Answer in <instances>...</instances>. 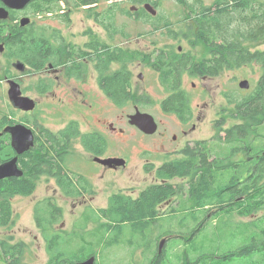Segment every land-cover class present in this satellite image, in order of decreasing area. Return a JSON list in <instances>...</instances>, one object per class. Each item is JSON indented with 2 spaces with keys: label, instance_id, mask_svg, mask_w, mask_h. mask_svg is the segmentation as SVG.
<instances>
[{
  "label": "rangeland",
  "instance_id": "1",
  "mask_svg": "<svg viewBox=\"0 0 264 264\" xmlns=\"http://www.w3.org/2000/svg\"><path fill=\"white\" fill-rule=\"evenodd\" d=\"M35 1L32 0L24 8L15 10L21 14L25 10L26 16L23 15L24 17L18 19L27 18L29 23L25 27L34 31L45 28V32L42 33L50 38L53 44L61 45L66 52L70 51L69 49L73 51L80 49L86 53L85 45L93 40V36L94 41L103 42L112 50L122 48L124 51H135L142 55L152 54L157 47L164 46H172L170 49L176 52L177 49L178 52L189 50L195 60H198L204 52L199 43L192 46L184 39L180 32V24L172 27L176 34V40H173L167 37L165 30L155 31L152 28L153 19L144 16L143 18L127 16V13L129 15L130 12L141 10L153 18L157 14L170 16L171 18L168 19L176 22L179 18H187L185 13H188L177 0H160L159 8L156 9L148 3L142 6L144 2H148L147 0H140L137 4L127 0H89V2L57 0L46 4L45 0L41 5L43 10H40L45 14L37 13L38 11L30 6ZM193 1L187 0L189 4ZM200 1L203 6L208 7L213 5L214 0ZM29 6L30 8L27 9ZM0 7H2L1 3ZM90 10L98 13L99 18L89 17L88 15L92 14L89 13ZM19 20L17 24L14 23L18 27H20ZM101 23L114 29L113 40L107 28ZM121 31L122 33H119ZM58 37L60 42L56 43ZM0 45L3 47V52L0 53V118L7 115V120L12 123L5 125L0 131V137L3 135L8 137L7 140L3 136L5 140L3 147L6 146V149L1 152L0 164L16 157V168L22 175L15 178H21L24 174L19 158L35 148L36 136L41 131L39 127L56 135L65 130L72 121L77 122L81 134L98 132L105 137L107 147L101 159L114 156L126 160L125 168H103L94 163V157L85 151L77 138L71 143L69 152L71 157L66 161L65 167L72 181L82 176L93 184V189L96 191L93 197L87 194L84 197L81 195L65 197L60 193L54 178L42 175L34 180L35 189L32 195L12 198L13 222L7 227H0V241L12 238L11 243H23L26 246L24 263L49 264L47 239L57 235L59 240L52 245L51 252L54 254L63 251L62 256L58 258L65 260L64 264H78L90 257L95 258L94 264H150L157 253V241L162 237L157 238V236L167 231L173 232L169 234L172 238L162 246L165 255L158 264L193 262L201 255H205L201 264H247L254 260L253 254L222 262L216 259L217 255L235 249L244 240L238 230L243 225L253 223V214L247 217L240 216L236 212L230 217L214 214L191 238L190 229L198 225L190 223L189 219L184 224H179L180 218L186 217L187 214L182 210L181 203L177 206L179 197L174 196L169 202L159 206L158 220L151 232L150 229L145 231V236L147 232L150 234L143 240L139 235L132 233L129 224L121 225V234L117 228L106 229V220L100 215L99 210L107 208L108 198L114 194L122 193L136 199L146 188L158 184L160 181L155 178V171L167 154H176L173 151H180L191 142L200 141L210 145L216 143V140L224 135L223 130L220 131L215 126L217 120L222 123L221 128L227 129L238 123V120H232L233 110L227 105V96L236 97L249 93L259 78V65L253 63L226 70L214 78L185 74L180 85L190 97L191 111L194 112L195 117H199L192 121L196 124L193 130L190 123L182 124L174 115L162 111L160 102L168 93L159 81L158 72L143 61L135 60L128 64L132 93L137 102L131 101L118 107L108 99L109 97L104 96L101 86L98 85V73L92 62L88 64L89 61L86 60L80 63L82 70L78 79L68 77L65 69L34 72L25 65V71L20 72L14 64L21 61L16 58H6L5 44ZM246 47L250 51L264 52V39L246 44ZM74 58L77 60V57ZM66 64L70 65L68 61ZM118 68V64H112L108 73ZM44 80H52L54 86L50 93L41 95L35 90V84ZM243 80L249 82L248 90L238 87ZM8 81L18 83L22 96L35 102L33 111L24 112L11 105L7 96ZM135 107L154 118L158 126L154 135L144 136L128 124V116L135 112ZM16 125L26 127L33 134L32 146L22 155L16 154L15 148L11 145V136L5 132ZM41 140L44 142L43 137ZM230 176L229 172L218 175L222 183ZM171 183L176 187L187 186L185 179L176 178ZM45 201L59 208L61 214L43 231L35 221V210L37 207H42ZM171 208L173 212L169 213ZM262 214L264 211L258 216ZM174 233L181 238H174ZM169 235H165V238H169ZM187 239L188 242H185ZM116 241L118 242L114 243ZM109 242H113V245Z\"/></svg>",
  "mask_w": 264,
  "mask_h": 264
},
{
  "label": "trees",
  "instance_id": "2",
  "mask_svg": "<svg viewBox=\"0 0 264 264\" xmlns=\"http://www.w3.org/2000/svg\"><path fill=\"white\" fill-rule=\"evenodd\" d=\"M53 1L57 0H46V4ZM40 2L41 0L35 1V11L41 10L45 0L39 5ZM177 2L187 10V18H179L176 22L168 18H151L152 28L155 31L165 30L168 38L176 40L172 27L180 24L184 39L192 46L199 43L203 48L204 52L198 60L193 58L189 50L178 52L177 49L176 52L171 50L172 46L157 47L152 54L146 55L124 51L122 48L112 50L107 44L94 41V36L93 40L85 45L86 53L80 49H69L70 51L66 52L61 45L51 43L50 38L42 33L45 28L36 31L32 28H20L14 24V18L0 21V44H5L6 58H16L34 72L42 71L47 64L59 66L62 61H68L70 65L65 68L66 75L78 77L82 70L80 63L85 60L92 62L98 73L97 82L118 107L131 101L137 102L132 93L128 64L135 60L143 61L158 72L159 81L169 94L161 101L163 111L175 114L184 122L191 116L190 98L180 85L185 74L213 78L226 70L253 63L259 65V78L249 93L236 97L227 96V105L237 115L233 116L240 120L239 124L227 129L221 128L220 122L218 129H222L224 135L216 140V143L210 145L195 142L194 146L187 145L188 149L184 151L182 158L167 157L155 171L160 183L146 188L136 199L122 193L114 194L108 198L107 208L99 210V213L106 220V229L117 228L121 234V225L129 224L132 233L139 235L143 240L150 234L147 232L145 236V231L150 229L151 232L158 220L159 206L169 202L174 196L179 197L177 206L181 203L182 210L187 214L186 217L180 218L179 224H184L189 219L190 223L198 225L190 229L191 238L214 214L219 213L226 217L235 212L245 217L253 214V223L243 225L238 230L244 240L235 249L217 255L216 259L222 262L253 254L254 260L247 264H264V214L258 216L264 211V52L250 51L246 47V44L264 39V1L214 0L213 5L208 7L203 6L200 0H194L190 4L187 0ZM93 12L90 10L89 13L92 14L88 16L99 18V14ZM106 28L113 40L114 29ZM112 64H118L119 68L108 73ZM52 85V80L38 81L35 90L43 94L49 91ZM7 124H12L7 120V115L1 117L0 131ZM39 129L41 133L36 136L35 148L19 158L20 166L24 170L23 176L0 180V227H7L13 222L12 198L32 195L35 189L34 180L42 175L54 178L65 197H78L81 195L79 190L89 196L94 194L93 185L89 180L78 176L76 181H72L65 166L71 157L69 152L73 140L79 138L86 152L101 156L107 147L105 137L98 132L81 134L75 121L70 122L65 130L56 135L43 130L42 127ZM3 136L0 137V155L6 149V146L3 147ZM6 138L8 140V137ZM222 172L231 174L224 183L218 177ZM176 178L187 180V186L184 188L183 185H173L171 181ZM170 210L168 212L172 213L173 209ZM60 214L59 208L45 201L42 207L36 208L35 221L39 228L45 231L44 228L51 226ZM171 233L173 232L160 233L157 238H165V235ZM174 236L181 238L176 233ZM170 238L171 235L166 243ZM58 240L57 235L47 239L49 264L65 263V260L58 258L62 256L63 251L54 254L51 252L52 245ZM11 241L12 238L0 241V262L26 264L23 262L26 246ZM185 242H188V239ZM109 244L113 245V242ZM161 251L162 256L158 257L155 253L150 264L162 261L165 249ZM204 256L183 264H201Z\"/></svg>",
  "mask_w": 264,
  "mask_h": 264
},
{
  "label": "water",
  "instance_id": "3",
  "mask_svg": "<svg viewBox=\"0 0 264 264\" xmlns=\"http://www.w3.org/2000/svg\"><path fill=\"white\" fill-rule=\"evenodd\" d=\"M32 0H0L2 7H0V21L6 20L8 18V10H19L24 8ZM29 23L27 18L19 20V26L25 27ZM181 49L179 48V51ZM3 52V47L0 45V53ZM14 67L23 72L25 70V65L23 62H17ZM142 78V76H140ZM9 89L7 91V96L11 105L18 110L28 112L33 111L35 108V102L22 96L20 86L14 81H8ZM238 87L243 90H248L250 84L247 80H243L238 84ZM128 124L134 126L141 133L145 135H153L157 130V124L154 119L144 113H140L138 108L135 107V112L128 116ZM11 136V145L15 148L17 155H22L27 152L33 144V134L31 130L23 127L21 125H16L5 130ZM94 161L108 168L123 167L124 160L118 158H108L101 159L95 157ZM17 158H13L3 164H0V180L11 177H19L22 175L20 171L16 168ZM163 242L159 244V251L162 249ZM161 252V251H160ZM159 252V254H160ZM95 258L90 257L86 261L78 264H94Z\"/></svg>",
  "mask_w": 264,
  "mask_h": 264
},
{
  "label": "flooded vegetation",
  "instance_id": "4",
  "mask_svg": "<svg viewBox=\"0 0 264 264\" xmlns=\"http://www.w3.org/2000/svg\"><path fill=\"white\" fill-rule=\"evenodd\" d=\"M42 1H44V0H41V2L39 3V5L40 4H42L43 2ZM128 2H133V3H135V4H137L140 0H127ZM148 2H144L143 4H142V6L143 5H147V3H148V5H150V6H153L155 9L156 8H159V0H147ZM151 2V3H150ZM35 4V2H33V3H31L30 4V6L32 7L33 5ZM30 6L27 8V9H29L30 8ZM26 9V10H27ZM40 9L41 10H43L41 7H40ZM139 12H141V10H136V11H134V13H132V12H130L129 13V15H128V13H127V16H129V17H132V18H139V17H141V18H143L142 16H144L145 18L147 17V18H153L152 16H150V15H147L144 11L143 12H141V13H139ZM37 13H43V14H45V12H43V11H40V10H38V12ZM26 13H25V10H24V12L21 14L20 12H16L15 10H10L9 11V17L8 18H14V23H16L17 24V21L19 20L18 18H21V16L22 17H24V16H26L25 15ZM24 15V16H23ZM155 18H171L170 16H163V15H156V16H154ZM27 27V26H26ZM26 27H23V28H26ZM21 28V27H20ZM62 37V36H61ZM60 42V39H59V37H58V40L56 41V43H59ZM51 43H53L52 41H51ZM86 61V60H85ZM62 63V64H61ZM60 63V65L59 66H53L52 64H47L46 65V67L44 68V70L43 71H41V72H44L45 70L47 71V70H53V71H56V70H59V69H62L63 71H64V69L68 66L66 63H64V61H62ZM88 64L89 63H91V62H87ZM91 64H93V63H91ZM25 65V64H24ZM25 71V70H24ZM78 77H79V74H78ZM78 77H76V76H73L72 78H77L78 79ZM217 77V76H216ZM212 78V77H211ZM214 78V77H213ZM98 85H99V83H98ZM53 86H54V82H53V85H52V88L49 90V91H46V92H44L43 94H47V93H50L51 91H52V89H53ZM99 87H100V85H99ZM102 90V92H103V94H104V96L106 97V98H108V96L106 95V93L104 92V90L103 89H101ZM186 92V91H185ZM187 93V92H186ZM43 94H41V95H43ZM188 94V93H187ZM169 95V94H168ZM167 95V96H168ZM188 97H189V95H188ZM190 98V97H189ZM109 99V98H108ZM161 103V102H160ZM162 109V108H161ZM139 110V109H138ZM162 111H163V109H162ZM140 112V111H139ZM164 112V111H163ZM140 113H143V112H140ZM166 113V112H165ZM146 114H148V113H146ZM170 114V113H169ZM150 115V114H149ZM172 115H174L175 117H176V119L179 121V122H181L182 124H191V129H195L196 128V124L195 123H192V121L194 120V118L195 119H199V117H195L194 116V112H192L191 111V116H190V118L189 119H187L185 122H184V120H181L180 118H178L175 114H172ZM233 115H236L235 114V112L233 111L232 112V114H231V116H232V120L234 121V120H238L237 118H234V116ZM237 116V115H236ZM154 119V118H153ZM223 120V119H222ZM155 121V120H154ZM239 122H240V120H238V123H235V124H233V125H231V127L230 128H232L233 126H235V125H237V124H239ZM156 123V122H155ZM219 121L217 120L216 121V127H218V125H219ZM132 127H134V126H132ZM158 127V126H157ZM134 128H136V127H134ZM137 129V128H136ZM219 130V129H218ZM139 131V130H138ZM157 131V130H156ZM221 131V130H220ZM156 133V132H155ZM154 133V134H155ZM143 134V133H142ZM153 134V135H154ZM144 136H152V135H145V134H143ZM174 140H175V137H174ZM198 142H200V141H198ZM194 143L195 142H191V146H194ZM196 143H197V141H196ZM187 145H189V144H187ZM187 145H185V147L183 148V149H181L180 151L179 150H176V151H173L174 153H176V154H167V157L169 158V159H177V157L179 156V157H181L182 158V156H184V151L185 150H187L188 148V146ZM190 148V147H189ZM179 151V152H178ZM179 154H178V153ZM103 155V154H102ZM96 156V155H92L91 154V156L92 157H103V156ZM177 155V157H175ZM166 157V158H167ZM178 157V158H179ZM110 158H114V156H111ZM165 158V159H166ZM104 159H108V158H104ZM118 159H121V158H118ZM165 159L164 160H162L161 162H160V165L158 166V167H160L163 163H164V161H165ZM125 161V166H123V168H125L126 167V160H124ZM167 161V160H166ZM94 163H96V164H98L99 166H102L103 168H108V167H105V166H103V165H101V164H99V163H97V162H95L94 161ZM117 168H119V167H117ZM108 169H116V168H108ZM158 169V168H157ZM155 178H156V176H155ZM160 183V182H159ZM93 185V184H92ZM79 192L81 193V197H84L86 194H83V191L82 190H79ZM93 192H94V194L92 195V196H90V197H93L95 194H96V191L93 189ZM60 193H61V191H60ZM62 194V193H61ZM108 204V203H107ZM106 208V207H105ZM104 208V209H105ZM166 238H162V239H160L159 241H157V247H156V249H157V256L158 257H161L162 255H160L159 254V252L162 250H160L159 251V244L161 243V242H163V246L165 245V243H166ZM162 252V251H161Z\"/></svg>",
  "mask_w": 264,
  "mask_h": 264
},
{
  "label": "bare ground",
  "instance_id": "5",
  "mask_svg": "<svg viewBox=\"0 0 264 264\" xmlns=\"http://www.w3.org/2000/svg\"><path fill=\"white\" fill-rule=\"evenodd\" d=\"M243 90V89H242ZM144 114H146V113H144ZM149 115V114H148ZM151 116V115H150ZM152 117V116H151ZM153 118V117H152ZM122 160V159H121ZM123 166H125V161H124V165Z\"/></svg>",
  "mask_w": 264,
  "mask_h": 264
}]
</instances>
